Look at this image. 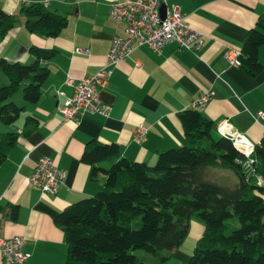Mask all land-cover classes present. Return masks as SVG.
<instances>
[{
	"label": "crops",
	"instance_id": "1",
	"mask_svg": "<svg viewBox=\"0 0 264 264\" xmlns=\"http://www.w3.org/2000/svg\"><path fill=\"white\" fill-rule=\"evenodd\" d=\"M124 1L0 0L10 14H17L26 3H41L46 10L67 18L57 36L43 38L25 30L24 18L18 15L14 27L0 40V58L5 62L29 64L33 59L29 46L55 51L51 59L41 61L49 72L40 85V98L26 103L22 95L14 93L10 100L22 110L13 124L0 121V135L15 134L12 148L0 164V237H24L27 258L23 264H65L64 235L53 218L67 205L91 197L101 188L102 182L90 181V169L80 162L82 150L91 140L117 144L125 160L151 166L161 151L185 145L180 113L190 110L198 94L211 90L206 105L195 111L212 121L213 132L225 121L230 131L264 151V133L252 119L264 109V43L256 53L262 66L256 77L223 59L225 52L241 51L246 32L264 13V0H166L165 7L177 6L185 23L199 34V50H181L172 42L160 53L145 45L137 47L110 69L107 85L97 89L98 98L111 107L106 117L83 113L76 121L60 119L58 110L73 94L65 85L66 78L94 75L103 68L112 38L124 36V23L107 14L109 5ZM5 83L6 79L2 85ZM25 117L35 120L27 136L21 133ZM137 126L146 130L142 142L132 140ZM45 157L62 173V184L54 196L42 194L27 181L35 163ZM219 174L223 185L240 184L241 177L228 168L206 170L211 180L217 181ZM244 174L248 178L251 171ZM254 183L260 184L259 179ZM9 206L16 208L13 218ZM187 229L182 244L163 264H186L190 259L204 229L195 219H190ZM0 264L7 263L0 257Z\"/></svg>",
	"mask_w": 264,
	"mask_h": 264
},
{
	"label": "trees",
	"instance_id": "2",
	"mask_svg": "<svg viewBox=\"0 0 264 264\" xmlns=\"http://www.w3.org/2000/svg\"><path fill=\"white\" fill-rule=\"evenodd\" d=\"M18 15L25 30L43 38L57 36L67 19L41 3H26L17 14L0 6V40ZM256 20L237 56L239 68L251 77L261 73L256 53L264 43V13ZM28 52L33 59L27 65L0 58L7 82L0 87L3 124H13L22 110L10 100L18 89L26 103L40 98V85L49 72L41 61L55 51L29 46ZM24 120L21 133L27 136L35 120ZM180 125L185 145L161 151L151 166L125 160L117 144L87 142L80 162L90 169L89 180L102 185L53 218L64 235L65 264H145L133 255L139 250L153 257V264H163L184 241L190 219L198 220L204 231L186 264H264V151L253 146L245 156L230 139L213 132L212 121L192 109L180 113ZM14 137L10 132L0 135V164ZM213 167L228 168L241 177L240 184L226 187L208 180L206 170ZM16 212L9 206L11 218ZM232 219L236 224L230 228Z\"/></svg>",
	"mask_w": 264,
	"mask_h": 264
},
{
	"label": "built area",
	"instance_id": "3",
	"mask_svg": "<svg viewBox=\"0 0 264 264\" xmlns=\"http://www.w3.org/2000/svg\"><path fill=\"white\" fill-rule=\"evenodd\" d=\"M166 0H126L109 5L107 14L113 21L123 22L126 26L124 36H114L109 45L108 53L104 59L103 68L92 76H81L77 80L66 78V84L72 88V95L66 97L62 107L58 110L63 122L76 121L82 114H95L106 117L110 111V105L103 103L98 98V88L107 85L111 70L120 61L126 59L137 47L146 46L153 52H161V49L174 43L179 49L196 52L199 50L200 36L197 31L185 23L184 14L175 5L165 8V15L161 19L159 12L161 4ZM82 54L85 51H78ZM240 51L234 50L223 53V59L230 66L239 67L237 60ZM211 90L198 94L196 101L190 105V109H202L210 98ZM253 122L257 124L264 133V109L253 116ZM132 133V140L142 142L144 140L145 128L137 126ZM226 122L220 124L217 134L230 139L237 149L239 148L248 156L252 152V144L245 138L230 131ZM32 173L27 181L35 186L42 194L54 196L60 188L62 173L57 170L53 161L42 158L35 163ZM24 237H13L5 239L0 237V257L7 264H23L27 254L23 249Z\"/></svg>",
	"mask_w": 264,
	"mask_h": 264
},
{
	"label": "rangeland",
	"instance_id": "4",
	"mask_svg": "<svg viewBox=\"0 0 264 264\" xmlns=\"http://www.w3.org/2000/svg\"><path fill=\"white\" fill-rule=\"evenodd\" d=\"M5 78V75H4V72L0 71V87L4 86L5 84L2 85V81H4ZM19 95H21V89H18L17 92ZM248 167V165H247ZM219 171V170H218ZM244 171H248L247 168H244ZM219 179L217 181L215 180H211L208 178V180H211L213 183L215 182L218 186H227V185H223V182H221V177H220V174L218 175ZM229 187L231 186V184L228 185ZM197 221V220H196ZM229 224H230V228L233 227L235 223V220L232 219V220H228ZM133 255L138 257L139 259L141 258L142 259V262H144L145 264H153L154 263V258L151 257L150 255H147V254H144L143 252H141L140 250L139 251H134L133 252Z\"/></svg>",
	"mask_w": 264,
	"mask_h": 264
},
{
	"label": "water",
	"instance_id": "5",
	"mask_svg": "<svg viewBox=\"0 0 264 264\" xmlns=\"http://www.w3.org/2000/svg\"><path fill=\"white\" fill-rule=\"evenodd\" d=\"M165 5L164 4H161L160 6V9H159V12H161V19H163V16L165 15Z\"/></svg>",
	"mask_w": 264,
	"mask_h": 264
}]
</instances>
